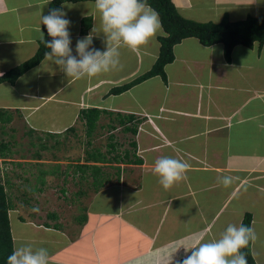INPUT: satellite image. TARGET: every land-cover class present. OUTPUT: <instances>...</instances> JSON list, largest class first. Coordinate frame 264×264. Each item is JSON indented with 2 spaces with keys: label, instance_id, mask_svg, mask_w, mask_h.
<instances>
[{
  "label": "crops",
  "instance_id": "obj_1",
  "mask_svg": "<svg viewBox=\"0 0 264 264\" xmlns=\"http://www.w3.org/2000/svg\"><path fill=\"white\" fill-rule=\"evenodd\" d=\"M173 2L184 17L200 22H207L201 15L214 22L226 16L233 22L264 19V0ZM50 3L0 0V76L35 55L45 36L41 17L48 15ZM62 8L71 21L73 55L77 41L90 34L91 47L106 50L95 1H66ZM89 17L92 26L83 34L82 20ZM159 36L137 52L121 47L120 66L95 77L69 78L45 57L15 83H0V109L9 110L12 121L24 122L28 131L64 134L75 127L78 132L81 109L96 107L111 113L102 116L99 128L104 126L115 141L127 134L132 149L124 161L103 163L109 179L98 190L90 171L92 182L86 188L79 185L80 172L61 175L62 186L56 187L64 202L61 211L79 214L44 216L43 206L16 200L23 210L15 206L9 211L12 236L19 225L15 248L17 239L33 249L45 248L50 264H134L137 257L166 246L190 244L198 237L205 243L218 240L229 224L241 225L249 213L256 235L252 255L264 264V46L237 45L228 62L222 43L204 46L189 37L175 45V61L165 67L167 81L154 76L111 94L114 87L151 70L160 54ZM190 49L194 57L188 56ZM131 60L129 71L122 70ZM115 71L117 77H112ZM116 114L135 115L140 120L137 133L117 125ZM84 156L73 162L86 163ZM162 156L189 165L185 178L167 190L153 171ZM220 175L232 176L234 183L225 188L217 181ZM35 193L43 195V187ZM189 255L181 246L171 264H182Z\"/></svg>",
  "mask_w": 264,
  "mask_h": 264
},
{
  "label": "trees",
  "instance_id": "obj_2",
  "mask_svg": "<svg viewBox=\"0 0 264 264\" xmlns=\"http://www.w3.org/2000/svg\"><path fill=\"white\" fill-rule=\"evenodd\" d=\"M66 1L78 2L86 0H52L49 6L48 14L53 8H62L63 3ZM146 3L158 13L159 19L162 22V28L165 34L159 36L158 38L161 44L160 54L151 70L135 78L129 83L114 87L111 90V94H121L132 88L134 85L154 76H161L164 81H167L165 67L166 65L175 61L174 47L189 37L197 38L204 46H212L217 43H222L224 45L225 59L228 62L231 61L233 49L237 45L252 47L255 43H258L261 47L264 46V19L249 17L242 21L233 22L226 16L220 22H200L184 17L177 9L173 0H146ZM82 24V33L86 34L92 26V18H84L82 20ZM44 31L45 36L41 40L39 49L35 55L16 67L10 69L4 75L0 76V83L4 81L15 83L19 77H21L30 69L38 66L43 61V59L46 57L45 53L50 52V49L46 47V41H50L52 39V37L48 35L47 27L45 25ZM104 114L109 115L111 113L109 111L95 107L81 109L79 114V120L82 121L85 127L86 137L91 139L87 140V145L90 148L86 149L85 151L86 154L84 158L86 163L77 164L71 162L63 171L60 170L61 166L59 164L57 166H51L48 169L39 168L40 174L38 176V180H40L45 185V177L48 175L55 176L59 180L62 178V174L67 177L69 175H73V172H80L81 181L87 179V183H89L90 176L89 174L87 175V173L90 171V175H92L93 178L92 184H94L95 189L98 190L101 188L109 179V174L104 170L103 163H118L120 161H124L131 152L130 150L122 153L119 152L117 148L118 142L114 140L115 137L113 135H111V138H109L108 150L106 152L98 148H92L93 135L97 129L101 127L100 121ZM116 115L115 123L117 125H122L125 131H130L133 134L137 133L140 120L135 115ZM12 118L13 116L11 113H9V110L0 109V128H3L5 125L9 124L12 121ZM103 127L104 126H102V129ZM71 133H73L74 136L78 135L75 127L68 128L64 134H56L51 132L43 134L45 135L44 137H47V140L55 139V143L50 146H48L47 143H40V150H49L52 147L56 148L60 143H62V141L65 142V140L61 139V135L67 137ZM28 134L36 135L39 134V132L32 129L28 131ZM38 137L40 139L44 138L41 135ZM12 142L10 140H2L0 142V159L7 160L9 157L13 156L15 151H12ZM32 145L34 144L32 143ZM131 145L136 146V143L132 142ZM40 150H37L34 154L36 159L43 158ZM88 162L92 164H89ZM93 162L96 164H93ZM70 167H74L72 168V173L70 172ZM6 175L7 173L3 172V170L0 168V264H7L8 256L11 255L15 249L9 211L12 210L16 204L14 203L13 199L15 196H12V194L10 195L8 191V186L11 187L12 184L9 179L4 178ZM23 193L26 196L25 190ZM15 199L18 200L19 198L16 196ZM24 202H26V204L30 203V201L27 199H24ZM51 215L54 216L55 214ZM251 222L252 215L247 213L242 224L247 227H251ZM241 252L246 256L248 264H257L252 255L251 241L247 247L241 249Z\"/></svg>",
  "mask_w": 264,
  "mask_h": 264
},
{
  "label": "clouds",
  "instance_id": "obj_3",
  "mask_svg": "<svg viewBox=\"0 0 264 264\" xmlns=\"http://www.w3.org/2000/svg\"><path fill=\"white\" fill-rule=\"evenodd\" d=\"M95 8L100 13L102 33L106 37L104 51L91 47L93 36L90 34L77 41V55H73L69 32L71 21L64 18L66 13L63 8H53L48 15L41 17V23L52 37L46 41L50 52L45 55L59 65L69 78H91L116 70L120 66L121 47L137 52L158 32L164 35L158 13L146 0H95ZM188 167L181 159L162 156L155 160L153 171L158 175L159 183L167 190L185 178ZM217 181L227 188L234 183V178L220 175ZM32 210L39 212L38 208ZM255 239L251 227L229 224L218 240L205 243L202 242L203 237H198L190 244L166 246L137 257L134 264H171L173 254L181 246H184L186 252H191L182 264H248L241 249ZM7 264H50L49 253L45 248L33 249L31 245H23L15 248L8 256Z\"/></svg>",
  "mask_w": 264,
  "mask_h": 264
},
{
  "label": "rangeland",
  "instance_id": "obj_4",
  "mask_svg": "<svg viewBox=\"0 0 264 264\" xmlns=\"http://www.w3.org/2000/svg\"><path fill=\"white\" fill-rule=\"evenodd\" d=\"M207 16L209 18L212 17L210 15H207ZM207 16L201 15L198 17L202 21L203 20L208 21ZM214 19L217 20V18H214ZM195 42L193 44L197 46ZM187 52L188 53L190 52L188 56L194 57V54H193L194 49H190ZM253 54L255 55V53ZM255 58L256 56L248 57V59H255ZM132 64L134 63L131 60L130 62L125 64L127 66L123 67L122 70L129 71ZM117 73H118L117 71L112 72L111 74L112 77H117L116 76ZM141 91L145 92L144 89ZM78 125H79L78 126L79 131L77 132L78 134L77 136H74L73 133H71L67 137L62 136L61 139L65 140V142L62 141V143H60L56 148L52 147L49 150H40V145H41L40 143H45V144L47 143V145L50 146L55 143V139L47 140L46 139L47 137H44L45 135H42L40 133L36 135L28 134V129L26 125H24V122L23 123L20 122V120H13L9 124L5 125L3 128L2 127L0 128V142L2 140L4 141L10 140L11 142L13 141L11 144L12 151L16 152V153L14 152L12 157H9L10 159H13L14 162H11L9 158L5 161L0 159V168L3 170V172L7 173V175L4 176V178L9 179L12 184L11 187L8 186V191L10 195L12 194V196H15V197L17 196L19 198L18 200L27 199L28 201H32V203L37 205V207L43 206L44 210L46 211L44 212V216L46 213H51V214L55 213V214H60L61 216H64V214H67L66 217H69L71 213L73 214L80 213V211H77V210L75 211L69 210V212L61 211L64 208V202L59 199L61 195H60V192L56 190V187L62 186V183H61L63 180L62 178L58 180L56 177L46 176L45 185L40 180H38V176L40 174L39 168L48 169L51 166H57L59 164L61 166L60 170H62L63 167L64 166L66 167L68 163L73 162V160H76L77 158L82 157L86 154L85 152L86 149L90 147L87 145L85 127L81 122H79ZM95 133H96L95 134L96 137L93 142L92 148H95V149L98 148L106 152L108 150V142H109L108 131L107 130L105 131V129H102V128L101 129L98 128ZM39 135L43 136L44 138L42 137L43 139H40L38 137ZM116 138L119 144L118 145L119 152L122 153L126 149L130 151L132 150L131 146L129 145L127 134H122L121 136H118ZM32 143L34 145H32ZM37 150H40V153L43 156L42 158L43 161H39V162L26 161V160H32V158H35L34 154ZM18 164H21V165L18 166ZM70 172L72 173V168L70 169ZM76 182H77V179H76ZM87 182L88 180L85 179L84 181H81L79 185H84L86 188ZM91 182H92V179L90 178L89 185H91ZM69 185H72V184H69ZM69 185H66V187ZM42 187L44 189L43 195H36V193L34 194L36 189L40 190ZM69 188L71 191L75 190V188L72 186ZM24 190L26 192V196L23 193ZM71 195L72 193L70 192V196ZM15 197L13 198L14 203H16V207L22 211L23 204L17 202L16 201L17 199H15ZM18 204H21V205H18ZM45 205H47V207H45ZM74 216H76V214ZM13 223L16 224L15 219H13ZM18 226L15 230H13V233H14L13 236L15 237H18L19 235L17 232ZM17 240H18L16 242L17 247L26 245L23 242H21L20 239H17Z\"/></svg>",
  "mask_w": 264,
  "mask_h": 264
}]
</instances>
